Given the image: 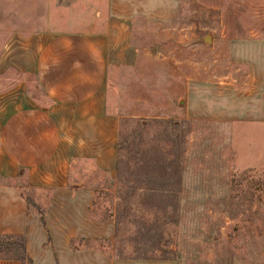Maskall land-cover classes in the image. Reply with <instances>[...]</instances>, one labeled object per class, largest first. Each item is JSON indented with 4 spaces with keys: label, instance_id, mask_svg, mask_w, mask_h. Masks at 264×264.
I'll return each instance as SVG.
<instances>
[{
    "label": "rangeland",
    "instance_id": "374dc122",
    "mask_svg": "<svg viewBox=\"0 0 264 264\" xmlns=\"http://www.w3.org/2000/svg\"><path fill=\"white\" fill-rule=\"evenodd\" d=\"M178 1L168 22L133 17L137 66L114 70L111 93L121 115L117 173L95 210L115 209V254L264 264V122L180 115L187 77L217 81L234 72L229 39L264 30V0ZM93 6L95 0H0V45L22 20L87 26Z\"/></svg>",
    "mask_w": 264,
    "mask_h": 264
},
{
    "label": "crops",
    "instance_id": "0c3cea01",
    "mask_svg": "<svg viewBox=\"0 0 264 264\" xmlns=\"http://www.w3.org/2000/svg\"><path fill=\"white\" fill-rule=\"evenodd\" d=\"M178 6L95 0L87 26L22 20L0 45V234L23 237L30 264H177L115 254V209L95 207L117 173L121 115L111 93L114 70L137 66L133 17L168 22ZM227 56L234 72L224 78L185 79L182 117L264 122V30L230 38Z\"/></svg>",
    "mask_w": 264,
    "mask_h": 264
},
{
    "label": "trees",
    "instance_id": "16d2710c",
    "mask_svg": "<svg viewBox=\"0 0 264 264\" xmlns=\"http://www.w3.org/2000/svg\"><path fill=\"white\" fill-rule=\"evenodd\" d=\"M0 257H15L22 264H30L31 261L25 252L24 239L21 236L0 234Z\"/></svg>",
    "mask_w": 264,
    "mask_h": 264
}]
</instances>
